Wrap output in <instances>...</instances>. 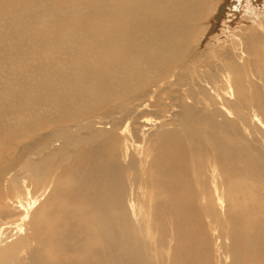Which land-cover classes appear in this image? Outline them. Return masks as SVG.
Returning a JSON list of instances; mask_svg holds the SVG:
<instances>
[{"label": "bare ground", "instance_id": "1", "mask_svg": "<svg viewBox=\"0 0 264 264\" xmlns=\"http://www.w3.org/2000/svg\"><path fill=\"white\" fill-rule=\"evenodd\" d=\"M219 1L0 0V264H264V14L191 62Z\"/></svg>", "mask_w": 264, "mask_h": 264}, {"label": "rangeland", "instance_id": "2", "mask_svg": "<svg viewBox=\"0 0 264 264\" xmlns=\"http://www.w3.org/2000/svg\"><path fill=\"white\" fill-rule=\"evenodd\" d=\"M214 12L215 13H213V17H210L205 22L206 26L208 25L207 27L211 28H209L210 30L208 28L206 29V34L204 35V38L202 39L200 45H197V48L195 45L193 54L190 57L191 62L193 60H196L198 56L202 54V52H213L212 49L216 45L214 46V44H212L211 42H215V44L220 46H222L223 44L226 46L231 40L240 37V35L247 32L252 26H258V23L256 21L258 19V16H255L256 14H254L253 12L259 13L260 16L264 14V0H220L216 4ZM224 45L222 47H225ZM12 228L14 227H11L10 230L6 233L7 236L13 234V232H11ZM12 236H9L6 240L9 241V239L11 240L16 238V234H14L13 237Z\"/></svg>", "mask_w": 264, "mask_h": 264}]
</instances>
